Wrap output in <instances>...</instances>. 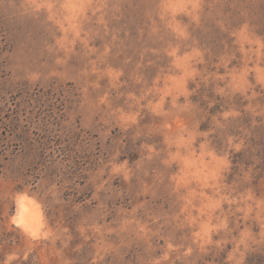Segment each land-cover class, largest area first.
I'll return each mask as SVG.
<instances>
[{
  "label": "rangeland",
  "instance_id": "1",
  "mask_svg": "<svg viewBox=\"0 0 264 264\" xmlns=\"http://www.w3.org/2000/svg\"><path fill=\"white\" fill-rule=\"evenodd\" d=\"M264 0H0V264H260Z\"/></svg>",
  "mask_w": 264,
  "mask_h": 264
},
{
  "label": "trees",
  "instance_id": "2",
  "mask_svg": "<svg viewBox=\"0 0 264 264\" xmlns=\"http://www.w3.org/2000/svg\"><path fill=\"white\" fill-rule=\"evenodd\" d=\"M259 262H260V264H264V258L263 257H260L259 258ZM22 264H26V263L22 262Z\"/></svg>",
  "mask_w": 264,
  "mask_h": 264
}]
</instances>
